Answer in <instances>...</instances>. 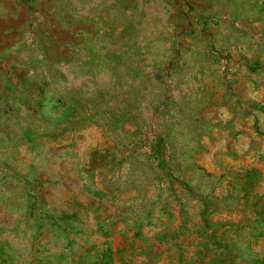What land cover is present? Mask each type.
Returning <instances> with one entry per match:
<instances>
[{
	"label": "rangeland",
	"instance_id": "374dc122",
	"mask_svg": "<svg viewBox=\"0 0 264 264\" xmlns=\"http://www.w3.org/2000/svg\"><path fill=\"white\" fill-rule=\"evenodd\" d=\"M0 264H264V0H0Z\"/></svg>",
	"mask_w": 264,
	"mask_h": 264
}]
</instances>
